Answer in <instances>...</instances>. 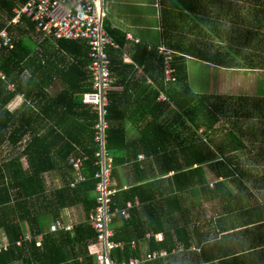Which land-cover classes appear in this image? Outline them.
Segmentation results:
<instances>
[{"label":"crops","instance_id":"1","mask_svg":"<svg viewBox=\"0 0 264 264\" xmlns=\"http://www.w3.org/2000/svg\"><path fill=\"white\" fill-rule=\"evenodd\" d=\"M259 4L264 5V0H259ZM23 6L20 5L16 10ZM257 8L254 0L253 3L248 0H103L106 16L103 28L111 41L105 51L113 79L108 95L104 145L110 167L111 191H115L111 207L115 217L109 225V231L113 234L111 241L118 244L114 251H125L129 247L139 252L138 257H131L129 262L123 264H132L137 259L141 261L140 264L165 260L183 253L185 243L190 244L188 253L195 252L200 256V264H264V112L235 111L239 108L240 99L264 101V61L256 54L264 49V19L257 21L253 18L259 11L264 18V6ZM10 23L12 22H8V26H12ZM32 35L36 43H42L43 40L54 43L61 41L38 34L35 29ZM76 43L87 47L86 81L90 83L92 92L94 73L89 69L90 50L87 42ZM206 44L214 51L217 47L222 51H229L233 58L235 50L251 53L248 54L252 61L250 68L214 64L191 56V53L199 52ZM138 46L150 52H158L160 47H165L174 53L168 77L165 76L163 65L159 76L158 62L154 59L156 56L147 59L146 55L138 54L141 55L138 62L141 64L135 62L133 55ZM176 47L187 53L182 62L186 77L180 84L183 110L191 111V104L196 106L197 101L207 98L204 103H207L208 109L203 112L216 117V120L220 119V123L206 125L207 127L204 124L197 129L173 105L169 108L163 106L160 110L155 108L158 103H170L160 87L170 90L174 72L173 59L178 50ZM158 55L157 53V57ZM67 57L70 61L73 59ZM0 79L7 80L2 72ZM243 79H247L250 84L240 86L239 82ZM65 86L61 78L56 79L46 89V98L49 100L57 96ZM245 90L250 91L249 93L253 91V94L248 97H245V93L237 94ZM7 91H14V85L8 84ZM110 92L117 96L111 112L108 111ZM86 93L89 92L81 96V104L86 108L96 109L92 139L96 152L99 146L94 142V134L99 114L97 107L83 103ZM35 103L37 104L35 98L27 100L20 93L4 109L14 113L26 105L37 110ZM225 106L228 108L226 112H222ZM252 108L251 106L249 109ZM40 126L41 135L51 130L49 124L43 123ZM210 126H215L214 131L218 132L224 126L239 139L236 140L239 144L233 141L238 150L232 157L233 164L239 170L226 181L230 193L215 187L218 177L208 166L204 169L211 183L210 191L203 187L193 191L190 182L187 183L188 188L183 187V191H179L174 178L175 167L178 164L184 165L188 162L186 157L190 156L189 152L184 155L185 152H181L180 148L190 147L193 141L208 142L207 134L212 130L207 131V128ZM64 127L71 135H75L78 130L75 123ZM109 131L114 140V149L111 151L107 149ZM67 133L66 137L64 135L66 141L70 140ZM28 138L29 136L25 137L23 146L19 144L15 148L7 140L0 146V165L6 168L4 177H0V184L7 188L8 183L14 184V177L10 178L14 176L10 164L15 163V157L25 148ZM61 142H57L54 151L62 147ZM76 152L68 155L67 163L72 168V172L68 173L69 177H66L65 170L61 168L42 175V197L46 200H31L29 207L31 212L40 215L45 226L41 233L34 235L29 230V224L24 223V233L16 243L18 247L33 243L42 247L45 237L59 233L73 236L74 230L81 225H88L92 229L96 185L91 193L95 207H89V211L79 201L66 202L67 206L62 209L54 206V194L63 188L66 178H71L70 188L91 179L97 183L94 175L98 172L99 165L95 153L92 161L94 169L91 171L88 166L89 156L77 148ZM55 156L52 155L57 161ZM77 158L84 159L79 171H76L71 162ZM19 163L23 171H26L27 157L23 156ZM185 180L186 176L182 184H185ZM219 180L222 181V178ZM133 188H137L138 194L134 200H130L127 193ZM16 193L17 191L10 192L12 195ZM178 202H181L182 211L176 210ZM132 221L133 226L125 228L124 224ZM53 226H57V229L52 230ZM122 228L124 232H121ZM176 230H185L188 236H183V241L175 240L178 249L172 255L165 250H150L152 244L160 247L165 242V234L161 231L173 235ZM141 235L143 237L139 238ZM25 236H30V240L24 241ZM128 238L130 242L125 241ZM158 238H162V242ZM94 242L98 245L96 239ZM90 243L88 241L86 244L89 246ZM0 245L7 247L1 252H6L9 248L2 231ZM98 251L100 247L94 252V257ZM149 255L152 256L151 259L148 258Z\"/></svg>","mask_w":264,"mask_h":264},{"label":"trees","instance_id":"2","mask_svg":"<svg viewBox=\"0 0 264 264\" xmlns=\"http://www.w3.org/2000/svg\"><path fill=\"white\" fill-rule=\"evenodd\" d=\"M29 1L0 0V31L7 29L10 37L13 38L12 46L0 49V72L7 78L6 81L0 79V146L6 140L12 143L15 148L19 144L23 146L22 142L25 137L29 136L25 148L22 149L20 155L15 157V163L10 164V167H13L14 174L10 178L13 179L14 177V184L8 183L9 188L4 186V184H0V231L4 233L9 243L8 250L0 253V264H96L93 254L99 246L95 244V234L88 225L77 227L73 236L68 233H59L45 237L42 247L36 246V243L29 246L27 244L23 247L16 245L19 237L24 233V223L29 224V230L34 235L41 233L45 226V221L40 218V215L36 214V212H31L29 207L31 200L37 202L46 200L45 197H42V175L56 168H61L65 170L66 177H69L68 173L69 171L70 173L72 172V168L67 163L68 155L72 152L77 153L76 148L84 155L89 156L90 162L88 166L93 171L92 161L96 150L92 140L93 125L97 117L96 109L92 110V108H86L81 104L83 93L91 91L90 83L86 81L88 61L85 56L87 47L85 44L68 41L54 43L50 40H43L42 43H36L32 35L34 26L28 20H24L18 26H8V22H12L15 18L16 8L27 4ZM248 1L253 3V0ZM254 5L256 8L259 6L257 9H261L264 6L259 4V0H254ZM260 12L253 16L257 21H263L264 19ZM244 22L243 24L246 23ZM208 46L206 44L199 52L191 53V56L214 64L221 63L234 68L239 66L245 69L250 68L252 61L248 54L251 53L235 50V57L233 58L229 51H222L218 47L214 51ZM176 48L178 52H175L173 59L174 72L170 90H163V87H160V91H164L170 103H158L155 108L160 110L163 106L169 108L170 105H173L177 111H182L187 120L197 129L204 124L206 126L220 123V119L216 120V117L209 116L206 112H203L208 109L207 103H204L207 98H203L202 100L204 101L201 102L197 101L196 106L191 104V111L183 110L184 100L180 84L186 77L182 62L187 53H184L178 47ZM157 53L156 51H147L138 46L133 59L138 63L141 55H146L147 59L152 58L151 56H156L154 59L158 62L159 73L163 63L161 55L157 57ZM138 54L141 55L138 56ZM256 54L264 61V49ZM67 56L73 59L70 61ZM42 60L47 64H44L45 62L43 63ZM66 60L69 62H66ZM60 78L65 82V89L48 100L46 98V89L56 79ZM8 84L14 85V91H7ZM20 93L24 94L27 100L35 98L37 100V104L35 103L37 110H35V107H26L24 105L17 112L10 113L6 111L4 107ZM113 94L114 92H110L109 112H111L117 101L116 94ZM238 106V110L235 109L236 112H264V101L261 99H240ZM251 106L253 110L249 109ZM227 108L225 106L222 112H226ZM202 120L203 123H201ZM43 123L51 125L49 126L51 130L41 135L39 129ZM74 123L78 125L76 134H68L67 132L69 131L64 126ZM214 128L215 126H210L207 131H214ZM212 131L207 134L208 142L193 141L190 147L186 149L180 148L181 152H185L184 155L189 152L190 156L186 157L188 162H185L184 165L178 164L175 167L174 178L177 180V189L179 191H183V187L188 188L187 183L189 182L193 191L202 187L206 191H210L211 183L207 179L204 169L205 166H208L218 177L215 187H220L222 192L225 189L226 193H230L228 192L226 181L233 177L234 172L237 173L239 170V167H235L232 162L234 152L238 150L235 143L239 139L231 130L224 126L219 132ZM66 133L70 139L68 141L65 140ZM109 133L110 131L108 132L107 149L111 151L114 149V140ZM60 141H62V147H58L54 151L55 145ZM233 141L236 142L233 144ZM52 155H56L57 161L53 159ZM23 156H26L28 160L26 171H23L19 163ZM5 169L0 165V177H4L3 172ZM184 176H186V180L185 184H182ZM220 178H222V181L219 180ZM70 180L71 178L69 180L66 178L63 188L55 192L53 197L54 206L62 209L67 206L66 202L79 201V204H83L84 209L87 211H89V207H95V201L91 196L96 185L95 180H86L74 188L69 187ZM13 191H17V193L14 195L10 194ZM127 194L130 200H134L138 194L137 188L130 189ZM47 202L49 203V200ZM176 210H183L181 202H178ZM124 226L125 228L133 226V221L125 223ZM121 232H124L123 228ZM161 233L165 234V242L160 247L152 244L150 250H165L171 255L178 249L175 240L177 242L183 241V238L188 236L185 230H176L173 235L169 232L161 231ZM142 237L143 235L139 236V238ZM88 241H91L89 246L86 244ZM125 241L130 242L131 240L128 238ZM189 249L190 244L185 243L183 253L172 255L165 260L158 259L146 264H200V256L195 252L188 253ZM138 256V251H133L128 247L125 251L117 249L111 253L110 259L114 264H123L129 262L131 257Z\"/></svg>","mask_w":264,"mask_h":264},{"label":"built area","instance_id":"3","mask_svg":"<svg viewBox=\"0 0 264 264\" xmlns=\"http://www.w3.org/2000/svg\"><path fill=\"white\" fill-rule=\"evenodd\" d=\"M105 12L103 0H30L23 7L15 11V18L10 25L18 26L24 20H28L38 34L52 37L56 40L68 42H87L91 63L89 69L94 73L93 91L86 93L83 103L97 107L99 119L95 126L94 142L99 146L94 156L97 159L99 170L94 178L97 180L96 209L91 216V227L100 251L95 254L97 264H114L110 259L118 244H115L113 234L109 231V225L115 217L113 210L115 191H111L110 167L104 150L105 129L107 127L105 117L107 115L108 95L110 90L111 72L110 61L105 51L107 45H111L109 37L104 31ZM13 45L7 29L0 31V49ZM161 55L165 76L171 73V61L174 53L165 47L158 49ZM164 100V99H162ZM84 159L72 160V165L79 171ZM53 226L52 230H56ZM24 241L30 240L25 236ZM162 242V238H158ZM7 247L0 245V252ZM156 257V256H153ZM152 258L151 255L148 257ZM140 260L132 261V264H140Z\"/></svg>","mask_w":264,"mask_h":264},{"label":"rangeland","instance_id":"4","mask_svg":"<svg viewBox=\"0 0 264 264\" xmlns=\"http://www.w3.org/2000/svg\"><path fill=\"white\" fill-rule=\"evenodd\" d=\"M248 72H250V71H248ZM239 83H240V86H245V87L250 84L247 79H243ZM251 86H253V85H251ZM249 92H247V90H245V91L238 92L237 94L245 93V97H248L250 94H253V91L251 93H249Z\"/></svg>","mask_w":264,"mask_h":264}]
</instances>
